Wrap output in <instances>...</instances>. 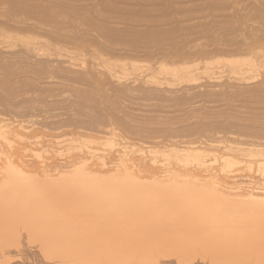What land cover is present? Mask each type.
Returning <instances> with one entry per match:
<instances>
[{"label":"bare ground","instance_id":"bare-ground-1","mask_svg":"<svg viewBox=\"0 0 264 264\" xmlns=\"http://www.w3.org/2000/svg\"><path fill=\"white\" fill-rule=\"evenodd\" d=\"M26 122L69 127L78 144L121 128L162 137L145 155L166 152L182 167H207V156L264 167V0H0V136H36L21 131ZM126 147L112 167H132ZM108 179L85 199L1 197L0 238L32 241L62 264H264V195L254 188L235 200V187L205 179L113 189ZM116 189L140 199L108 198Z\"/></svg>","mask_w":264,"mask_h":264},{"label":"rangeland","instance_id":"rangeland-1","mask_svg":"<svg viewBox=\"0 0 264 264\" xmlns=\"http://www.w3.org/2000/svg\"><path fill=\"white\" fill-rule=\"evenodd\" d=\"M140 101L142 103L146 102L145 104L142 105V107L148 108L145 105L150 102L149 100H140ZM25 125L27 126V129L20 128L21 131L25 134H29V132L31 134L37 133L36 136L30 137L29 139H19V136H13V137L9 136L10 139H12V141L7 140V137L5 140L3 139L2 136H0V198L3 196L10 198L17 194L19 195V197H23L25 199L36 200V201L44 200L48 202H57L60 200L72 201L75 199H85L89 194L88 193L89 187L94 188L93 186H102L105 183V179L107 180L108 177H109L108 179L109 183L107 181L106 182L108 183L107 186L109 187L111 185L115 186V184L119 187L120 184L121 185L124 184V186L122 185V187L126 188L127 187L126 185L130 187L131 184L133 185L135 182H136L135 185L138 184L139 182L140 184L141 183L144 184L145 182H146L145 184H158L156 182H159V184H165L169 180V178L170 179L174 178L173 180L176 181L173 182L175 183L174 185L177 184L179 187H182V184L184 185L187 184L186 182L188 179L191 180L188 181V184H191V182L192 184L193 183L195 184V182H200V180L205 179L207 184H211V183H212L211 185L216 184L218 187H216V185L214 186L219 190L222 189L225 190V193L230 192L229 189L231 187L236 188L235 190H231L230 192L232 194H233L232 191L236 193L233 194L234 195L233 197L231 194L226 195L221 193L220 191L218 192L217 190L215 195L216 197H219L221 199H224L222 197L224 195L225 198L232 197L233 199L236 200L237 197L241 196L242 193L245 194L246 190L249 189L250 187H252V190L254 188L253 192L254 193L256 192L255 194L259 195V197H263L264 195V167H261L256 163L247 164L245 162H240L239 164L237 163L231 164L232 165V166L230 165L231 167L230 166L219 167L217 166L218 165L217 161L215 164V162L214 163L212 162L213 160L211 161V156H207L208 158L205 157V160L207 158L208 161L213 163L211 164L210 162H206V165H208L209 163V166L207 167L205 165H202L203 167L202 166L199 167L197 165L196 167L194 166L191 167L192 165H187L185 167H182L180 164L177 165L175 163L172 164L171 162L173 160L169 162L170 159H164L167 158L165 156L166 152L156 153L157 155L159 154L158 158L157 155H155L156 157L153 161L149 160L151 154H149L148 151L146 152L145 155L144 151H146L147 149L146 146L147 147L152 146L154 147L155 150L159 151L160 148L162 147L161 145L167 143L166 141L167 139H162V137H158L157 139L151 137L153 140L152 139L150 140L149 139L150 137L141 138L138 135L135 136L132 133H130L128 129L121 128L120 130L117 129L118 131L117 130L114 131V132L117 131L115 133V136L113 135L107 136L108 138L109 137L111 138L109 139L110 143L109 141H106L104 139L106 137L105 134L102 135L99 132H98L99 134L97 132L96 133L94 132L95 134H92L89 138H80L81 140L80 143L78 144L76 143L78 142V140H76L78 136L67 132L69 130V127H63L55 131L47 127H41L36 124H32L31 122H26ZM33 130H35V132H32ZM102 136L105 137L101 139L100 137ZM133 136L137 138L135 139ZM156 140L159 141V144L152 145V141H156ZM105 141L107 142L106 144ZM111 141H113L114 143L113 145ZM82 142L85 144V146ZM123 144H125V146H128V148L126 147L127 148L126 150L128 151V155L124 159L127 160V157L129 156L132 158V159L129 158L128 160L129 162L124 161V163L126 165L127 164L131 165L133 163L134 166L137 164L136 167H134L133 165L132 167H112L115 166L114 163L117 162V159L120 154L118 152L121 150V146ZM137 147L138 148L141 147V149L145 147L146 149L144 148L145 150L143 149L142 151H140L141 149L140 148L138 149ZM92 152H95L97 155L95 153L94 155ZM147 154L150 156H148ZM163 154L165 155L162 158ZM208 154L210 155L209 152ZM81 156L83 157V159H81L82 158ZM140 156L141 158L144 159H141ZM133 158L136 161L134 160L135 162L130 163V161H132ZM78 160H84L83 162L86 167H71L73 163L75 164L79 163ZM141 160H142V165H148V166L143 167L141 165ZM164 160H166L165 163ZM103 161L105 162V164L103 163ZM147 161L149 163H147ZM150 161H152V163ZM162 163L166 165L164 166L162 165ZM241 163H243L242 164L243 166L241 165ZM138 164L140 166H138ZM110 173L111 175L108 176ZM115 173L117 174L114 175ZM126 174L128 175L127 177ZM121 175L123 176V178ZM104 176L105 177L107 176V178H105ZM113 176L116 177L113 179ZM101 177L104 181L101 179ZM110 177H112V179ZM194 178L196 179L193 180ZM98 180H102V182L101 181L99 182ZM110 180H114L115 183L114 181L113 183L111 181L110 184ZM125 180L129 182L127 183ZM159 180L161 181V183ZM130 181H134V182H130ZM205 181L204 183H206ZM95 183L97 185H95ZM180 183L182 184L179 185ZM202 183L203 182L197 184L200 185ZM105 185L106 183L104 184L103 187H105ZM113 186H111L110 188L111 189L115 188ZM186 186L188 187L189 185ZM186 186L183 187L186 188ZM107 188L108 187L104 189L105 192H108V190L110 189ZM225 188L229 191H227ZM116 190L119 191L118 196H116L117 193H115V195L108 194V196L111 195V197L108 198L115 197L113 199H117L118 201L119 200L123 201V199H126L127 197L129 198L133 197L128 192H126L125 194V191L122 192L121 190L118 189ZM238 190L241 192H239ZM120 192H122L121 195L124 196V198L121 195H119ZM106 195L107 194H105L104 198L105 197L107 198ZM97 196H99L98 192H97ZM100 196L98 198H100ZM243 196H241L242 197L241 199H243ZM120 197L122 199H120ZM246 197L247 195L244 196V198ZM138 198L140 199V197L137 196L136 198H134V200L135 199L137 200ZM144 206H145L144 204H139L137 205V209H140ZM66 207L68 210H77L78 214H84L86 212V207L84 205H73L72 203H68L66 204ZM171 259L172 258H170L169 260V258H167V260L169 261H166L165 258L164 260L168 262V264L170 263L174 264L173 259L172 260ZM194 261H195L194 264H208L205 263L200 258L195 259ZM0 264H62V263L58 261L50 252H40L39 249L35 247V243L32 241H29L27 239H22L21 242H18L13 237L12 238L5 237V238H0Z\"/></svg>","mask_w":264,"mask_h":264}]
</instances>
